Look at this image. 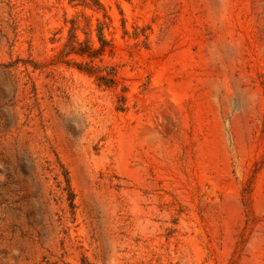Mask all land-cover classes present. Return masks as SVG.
<instances>
[{
    "label": "rangeland",
    "instance_id": "374dc122",
    "mask_svg": "<svg viewBox=\"0 0 264 264\" xmlns=\"http://www.w3.org/2000/svg\"><path fill=\"white\" fill-rule=\"evenodd\" d=\"M0 264H264V0H0Z\"/></svg>",
    "mask_w": 264,
    "mask_h": 264
},
{
    "label": "trees",
    "instance_id": "16d2710c",
    "mask_svg": "<svg viewBox=\"0 0 264 264\" xmlns=\"http://www.w3.org/2000/svg\"><path fill=\"white\" fill-rule=\"evenodd\" d=\"M102 37V34H101ZM103 40V39H102ZM103 79L107 80V82H113V78H107V77H103Z\"/></svg>",
    "mask_w": 264,
    "mask_h": 264
}]
</instances>
